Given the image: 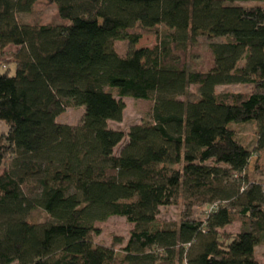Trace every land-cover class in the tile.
<instances>
[{"label":"trees","instance_id":"1","mask_svg":"<svg viewBox=\"0 0 264 264\" xmlns=\"http://www.w3.org/2000/svg\"><path fill=\"white\" fill-rule=\"evenodd\" d=\"M41 1L55 22L19 18ZM160 31L154 47L134 48ZM200 37L205 69L194 65ZM6 54L0 264H260L264 0H0V66ZM228 85L252 90L216 92ZM124 98L152 103L126 135L109 126ZM71 106L84 108L80 123H58ZM241 124L255 127L252 150L232 128ZM176 205L179 221L158 224ZM36 210L43 221L30 219ZM110 217L133 225L119 252L92 240Z\"/></svg>","mask_w":264,"mask_h":264},{"label":"rangeland","instance_id":"2","mask_svg":"<svg viewBox=\"0 0 264 264\" xmlns=\"http://www.w3.org/2000/svg\"><path fill=\"white\" fill-rule=\"evenodd\" d=\"M240 5H250L252 3H237ZM56 11L53 4L48 1H41L36 4L33 9V12L29 15L21 14L19 18L22 21L29 22H38V23H53L56 19ZM163 31V30H161ZM160 31V32H161ZM159 35H155L154 33H143L139 42L134 46V48H152L159 41ZM193 52H194V65L197 68L207 67V40L204 37L198 38L196 43L194 44ZM115 49L119 54L124 55L128 50V45L126 42H116ZM16 48L9 47L7 48V52H14ZM5 61L1 63L0 71L6 70L8 64L6 61L10 60L8 54L5 56ZM11 74H14V70H11ZM252 90L250 86L247 85H228V86H220L217 87L216 92H232V93H248ZM191 92H195L196 88L191 87ZM125 105V110L123 113V118L120 123H110V128L114 130L121 131L125 135L129 132V129L132 126L139 125L143 123V121H147L150 117V111L152 107L151 102H137L132 98H124L122 99ZM84 113V108L82 107H68L57 117V122L61 124L68 125H78L81 121L82 114ZM232 128L236 134L237 139L245 146H247L250 150H252L256 143V134L255 127L253 124H241V125H232ZM7 131V128L4 123L0 122V136ZM127 138H124L122 143L117 146L114 150V154L117 155L122 146L126 143ZM264 162V157H262ZM254 158L251 160L249 171L253 169ZM205 210V209H204ZM204 210H198V218L203 219ZM203 211V212H202ZM182 213V207L180 205L170 206L166 208L160 209V214L157 218L158 224H174L177 223L180 219ZM46 218V215L41 210L34 211L30 219L35 222H41ZM97 233L92 235V240L96 245L113 247L115 251L119 252L128 242L130 232L133 229V225L129 224L124 218L121 217H110L104 222H97L94 224ZM238 223H234L230 228H227L226 232L236 233L238 229ZM257 259L261 264H264V245L258 246L257 250Z\"/></svg>","mask_w":264,"mask_h":264},{"label":"crops","instance_id":"3","mask_svg":"<svg viewBox=\"0 0 264 264\" xmlns=\"http://www.w3.org/2000/svg\"><path fill=\"white\" fill-rule=\"evenodd\" d=\"M227 228H230V227H227ZM227 228L225 229V231H227ZM238 228H239V225H238ZM237 231H238V229H237ZM230 233V232H229ZM258 248V247H257ZM257 248H256V250H257ZM256 258H257V253H256ZM258 260V259H257ZM258 262H259V260H258ZM260 263V262H259ZM261 264V263H260Z\"/></svg>","mask_w":264,"mask_h":264}]
</instances>
